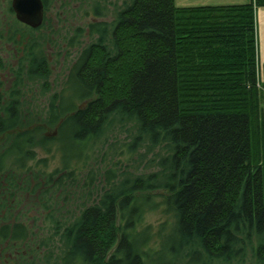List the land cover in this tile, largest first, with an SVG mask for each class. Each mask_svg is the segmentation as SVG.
<instances>
[{
	"label": "trees",
	"instance_id": "1",
	"mask_svg": "<svg viewBox=\"0 0 264 264\" xmlns=\"http://www.w3.org/2000/svg\"><path fill=\"white\" fill-rule=\"evenodd\" d=\"M129 1L112 32L119 58L111 60L106 39L99 40L74 67L71 104L64 101L66 93L50 102L48 125L58 128L57 138L42 135L43 127L20 133L27 125L18 111L20 98L0 92V138H7L3 145L12 139L9 152L0 154V252L10 250L15 262L25 258L16 250L19 244L26 255L34 250V234L19 220L5 225L11 213L4 212L17 200L22 204L26 198L19 194L28 193L41 175L49 187L48 207H54L42 211L59 238L60 264H144L146 256L149 261L137 230L149 196L139 201L127 190L113 194L95 188V195L102 194L92 199L96 179L87 170L93 166L79 168L88 143L101 136L115 112L141 123L155 141L165 134L176 148L181 186L159 203L172 219L171 243L165 245L172 261L197 245L201 251H194L187 264L231 262L254 236L264 239V158L257 159L251 125L264 91V64L260 70L255 46V8L264 7V0L194 8H178L175 0ZM106 32V26L96 27V34L105 37ZM47 64L41 59L32 68L39 71L42 65L47 75ZM3 94L10 98L1 105ZM74 100L86 105L76 111ZM31 144L47 154L56 149L63 168L43 173L45 163L29 165L37 160L27 149ZM145 185L136 183L133 191L147 190L150 184ZM57 196L64 204L82 203L58 209ZM257 252L264 263V243Z\"/></svg>",
	"mask_w": 264,
	"mask_h": 264
},
{
	"label": "rangeland",
	"instance_id": "2",
	"mask_svg": "<svg viewBox=\"0 0 264 264\" xmlns=\"http://www.w3.org/2000/svg\"><path fill=\"white\" fill-rule=\"evenodd\" d=\"M187 1L189 3L175 0V5L179 6L178 8L183 6L194 8L201 7L200 4L204 3L212 6L226 3L237 5L248 4L254 0ZM47 2L48 7L44 14L46 20L43 17L42 25L39 28H33L19 21L16 13L12 11L9 5L5 7L6 0L0 1V92L9 95L16 93L20 98L19 102L22 103V107L18 111L21 115V122L24 124V121L27 120V125L24 128H19L20 133H25V131L35 133L43 127L42 135L55 139L58 136V128L48 125L50 102L54 97L66 93L64 101L69 105L71 104V92L68 90V86L71 83L70 77L74 67L87 49L97 47L99 40L106 39L107 53L111 60L115 61L116 58H119L118 49L112 45V32L118 24L119 14L127 10L131 1L47 0ZM255 17V46L261 70L264 64V7L255 8ZM98 25L106 26L105 37L96 34ZM41 59L48 63L47 75L40 71L44 68L42 65V68L39 67V71L36 66L32 68L33 63ZM12 66L15 72H13ZM262 77L260 72L258 78L262 79ZM258 87L260 88L259 85ZM260 93L258 109L251 122L256 154H258L257 159L264 158V91L260 90ZM4 96L5 94L2 96L1 105L5 101H9L10 96L5 99ZM73 102L76 111L86 105L82 100H74ZM67 114H72V112L68 110ZM105 122L107 123L101 131V136L88 143L86 149L88 151L82 155V164L79 166V168H84L86 165L88 167L93 166V168L86 167L88 168L87 173L89 174L91 171V175L96 179L95 182L93 181V189L91 188L92 199L102 194L100 192H104V190L105 193L113 194L127 190L128 196L139 197V201H145V197L149 196L144 219L137 228L139 233L141 232L138 240L147 246L146 249L150 252V259L148 261L146 256L144 264H153L152 258L157 261L154 264H187L192 253L201 250L197 245L186 247L183 253H179L180 256L172 261L169 251L165 248V245L171 243L169 232L172 219L166 216L159 206L162 199L171 195L172 189L179 190L181 186L183 176L173 161V158L177 156L175 146L169 137L163 133L155 141L154 136L143 131L141 123L117 112L112 113ZM10 136L13 138V134ZM259 136L260 139L257 143ZM33 137L36 144L40 136L36 134ZM5 138H0V154L10 149L11 146L12 139H9L6 145L2 144ZM35 144L27 146L30 147L27 149L33 151L37 158L29 165H35L38 161L45 163L47 167L41 168L44 170L43 173L63 168L62 157L56 152V149L47 154L41 148H35ZM7 159L12 160L10 155L7 156ZM41 166L44 167V165ZM74 166L75 164L72 163L73 168ZM106 170L111 171L110 176H106ZM41 177L38 181H34L28 193L19 194V198L21 195L26 198L22 204L18 202L20 200H17L15 208L12 209L11 206L9 210L4 212V214L11 213L7 222L4 223L5 225L15 223L17 220L27 224L31 234H34L31 237L30 245L35 248L26 255V251L22 249L23 245L19 244L16 250L19 255L21 252L25 258H19L18 262H15V258H11L10 250L1 249L0 257L3 260L0 259V264L1 262L3 264H60L63 255L58 250L62 249L59 238L55 237L54 230L50 227L48 218L42 211L46 208L45 206L48 209H54V207H48L50 206L48 203L50 196L46 194L49 187L46 186L44 176L41 175ZM112 180L114 183L111 188L110 182ZM136 183L139 185L146 184L145 186L150 184V186H147V190L139 191L141 188H137V191L134 192ZM169 183H175L176 187L167 188ZM95 188L100 191L96 195L97 190ZM9 195L13 196L15 193L12 191ZM59 198L60 196L55 198L58 209L79 207L82 203V201L74 199L72 204H64L62 200L57 201ZM16 209L21 211L16 212ZM38 211L41 213L39 214ZM160 229H165V231L161 234ZM41 240L43 241L39 245ZM149 243L150 246L148 247ZM263 243L264 239L254 236L248 242L247 247H243L244 251L242 253L243 249L241 250L242 254L238 259L231 262L221 260L211 264H264L259 261L257 255L259 245ZM40 248L41 250L38 252Z\"/></svg>",
	"mask_w": 264,
	"mask_h": 264
},
{
	"label": "water",
	"instance_id": "3",
	"mask_svg": "<svg viewBox=\"0 0 264 264\" xmlns=\"http://www.w3.org/2000/svg\"><path fill=\"white\" fill-rule=\"evenodd\" d=\"M14 12L19 21L33 28H39L43 21L44 6L40 0H14Z\"/></svg>",
	"mask_w": 264,
	"mask_h": 264
},
{
	"label": "flooded vegetation",
	"instance_id": "4",
	"mask_svg": "<svg viewBox=\"0 0 264 264\" xmlns=\"http://www.w3.org/2000/svg\"><path fill=\"white\" fill-rule=\"evenodd\" d=\"M0 1H5V0H0ZM13 2H14V0H6V5H5V7H6L7 5H9V6L11 7L12 11H14ZM40 2H41L42 5L44 6V12H43V16H44V14H45V10H46L47 7H48V2H47V0H40ZM44 17H45V16H44ZM45 20H46V17H45ZM12 70H13V72H15V69H14L13 66H12ZM13 74H14V73H13ZM7 257H11V256H7ZM11 258H16V257H11Z\"/></svg>",
	"mask_w": 264,
	"mask_h": 264
},
{
	"label": "crops",
	"instance_id": "5",
	"mask_svg": "<svg viewBox=\"0 0 264 264\" xmlns=\"http://www.w3.org/2000/svg\"><path fill=\"white\" fill-rule=\"evenodd\" d=\"M186 3H189V1L187 0H182ZM221 1H226V0H221ZM183 3V2H182ZM231 3H226V4H217V5H221V6H226V5H230ZM233 4V3H232ZM201 7H205V6H212V5H208L207 3H204V4H200ZM214 6V5H213ZM179 7V6H178ZM183 7H188V6H183ZM183 7H180V8H183ZM189 7H192V6H189Z\"/></svg>",
	"mask_w": 264,
	"mask_h": 264
}]
</instances>
